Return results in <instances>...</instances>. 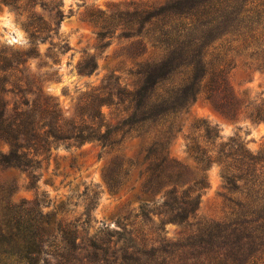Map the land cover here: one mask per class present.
I'll use <instances>...</instances> for the list:
<instances>
[{"label":"rangeland","instance_id":"rangeland-1","mask_svg":"<svg viewBox=\"0 0 264 264\" xmlns=\"http://www.w3.org/2000/svg\"><path fill=\"white\" fill-rule=\"evenodd\" d=\"M177 1L19 0L14 6L0 0V103L18 99L12 90L24 81L12 67L24 68L25 60L68 116L90 111H81L82 101L101 88H135L139 69L160 52L146 37L152 25L143 18ZM195 1L203 3L191 12L200 20L181 47L195 44L179 54L203 46L204 0ZM211 1L207 18L226 25L222 31L232 37L246 31L236 9ZM241 43H230L236 48L228 52L231 87L245 103L264 99V65L260 55L251 57L257 44ZM119 108L103 106V131L126 115ZM9 151L0 138V159ZM219 152L226 155L222 163L204 161ZM245 155L261 160L243 165ZM262 171L264 121L227 115L202 95L178 115L167 141L153 131L115 147L93 141L53 149L36 175L0 163V202L13 211L35 203L36 212L50 216L41 221L49 232L34 264H264V238L256 239L254 229L264 209L256 207L260 187L251 182L262 181ZM59 223L75 230L74 248Z\"/></svg>","mask_w":264,"mask_h":264},{"label":"trees","instance_id":"trees-1","mask_svg":"<svg viewBox=\"0 0 264 264\" xmlns=\"http://www.w3.org/2000/svg\"><path fill=\"white\" fill-rule=\"evenodd\" d=\"M2 1L14 6L19 2ZM199 2L178 0L147 14L143 21L149 22L152 28L146 32V37L154 48L160 50L159 54L150 58L139 69L141 81L135 88H118L111 92L104 87L93 94L91 99L83 100L81 111L85 107L90 108L84 115H66L59 104L44 93L36 74L26 65L27 60L20 62L24 68L13 66L14 70L22 74L20 80L24 81V88L16 87L12 90L18 96L12 106L0 103V138L10 145V151L2 155L0 163L6 167L19 168L28 175H36L35 171L49 159L53 149L70 148L93 141H99L103 146L115 147L126 139L142 138L153 131L167 141L175 128L178 115L202 95L227 115L246 113L254 121H264V99L245 103L232 89L229 73L235 66L233 58L228 57V52L236 49L231 42L242 41L244 46L249 41L252 44L255 42L257 45H254L251 57L260 55L257 60L264 65V0H219L220 5L225 3L227 8L236 9V19L246 23V31L240 32L237 37L229 36L233 31H222L228 28L226 25L220 27L216 23L217 19L207 18L208 6L212 1L204 0L202 24L206 32L203 46L195 49L193 55H187L186 52L184 55L179 54L181 49L189 51L195 44L188 42L185 48L181 47L183 37L187 36V29L200 20L191 13ZM90 66L81 71L85 72ZM96 67L97 63H94L93 71ZM26 71L28 75L25 74ZM104 105L114 106L116 109L123 107L126 114L115 128H106L105 131L102 130ZM223 155L226 156L224 152ZM223 155L220 152L215 156L205 155L204 161L222 163ZM245 157L248 160L243 165L248 166L261 160L254 156ZM164 161L163 158L157 167ZM228 168L226 166L227 170ZM263 173L262 171L261 174ZM247 175L255 173L247 172ZM30 179L33 181L32 176ZM251 182L260 187L258 192L261 197H258L256 207L264 209V179ZM34 206L35 203H31L13 211L11 204L7 203L4 207L0 202V264H34L45 235L49 232L41 225V221L44 218L50 220L48 214L44 216L43 213L36 212ZM259 220L261 223L254 226L256 239L264 238V216ZM249 224L253 226V222ZM58 229L62 232L68 249L74 248L72 235L75 230L62 223L58 224Z\"/></svg>","mask_w":264,"mask_h":264}]
</instances>
